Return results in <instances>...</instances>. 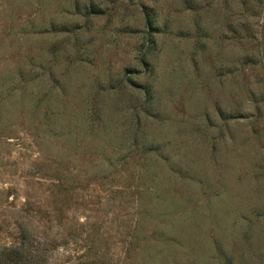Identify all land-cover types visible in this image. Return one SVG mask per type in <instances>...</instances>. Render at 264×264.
I'll return each instance as SVG.
<instances>
[{"label":"rangeland","instance_id":"374dc122","mask_svg":"<svg viewBox=\"0 0 264 264\" xmlns=\"http://www.w3.org/2000/svg\"><path fill=\"white\" fill-rule=\"evenodd\" d=\"M0 264H264V0H0Z\"/></svg>","mask_w":264,"mask_h":264}]
</instances>
